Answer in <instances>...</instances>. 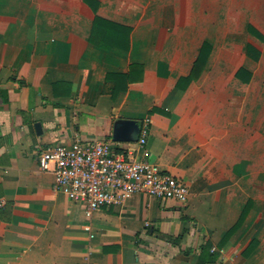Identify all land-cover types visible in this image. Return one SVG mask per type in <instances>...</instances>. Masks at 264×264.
Returning <instances> with one entry per match:
<instances>
[{"label": "crops", "instance_id": "crops-1", "mask_svg": "<svg viewBox=\"0 0 264 264\" xmlns=\"http://www.w3.org/2000/svg\"><path fill=\"white\" fill-rule=\"evenodd\" d=\"M97 139L187 202L88 217L38 157ZM0 200V264H264V0H0Z\"/></svg>", "mask_w": 264, "mask_h": 264}, {"label": "built area", "instance_id": "built-area-1", "mask_svg": "<svg viewBox=\"0 0 264 264\" xmlns=\"http://www.w3.org/2000/svg\"><path fill=\"white\" fill-rule=\"evenodd\" d=\"M149 130L147 118L139 136L142 145L147 143ZM38 160L41 169L54 172L55 188L84 204L88 217L100 207L122 203L140 192L182 203L189 198V186L184 181L164 172L158 164L115 153L105 139L50 145L40 150ZM3 203L0 200V207ZM86 229L93 236L91 226ZM87 264H92L89 256Z\"/></svg>", "mask_w": 264, "mask_h": 264}, {"label": "water", "instance_id": "water-1", "mask_svg": "<svg viewBox=\"0 0 264 264\" xmlns=\"http://www.w3.org/2000/svg\"><path fill=\"white\" fill-rule=\"evenodd\" d=\"M40 128V125L37 124ZM142 124L137 120L120 118L115 122L114 139L120 140H138Z\"/></svg>", "mask_w": 264, "mask_h": 264}]
</instances>
